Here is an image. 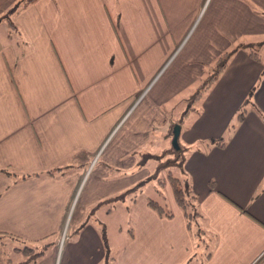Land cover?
<instances>
[{
	"label": "crops",
	"instance_id": "crops-1",
	"mask_svg": "<svg viewBox=\"0 0 264 264\" xmlns=\"http://www.w3.org/2000/svg\"><path fill=\"white\" fill-rule=\"evenodd\" d=\"M1 15L15 37L0 46V231L48 242L26 264H99L102 228L108 264H264V58L248 53L264 0H0ZM174 122L185 151L170 169L213 233L210 256L189 263L195 241L159 169ZM138 182L135 200L97 204ZM159 187L171 217L147 203ZM117 209L112 224L98 216Z\"/></svg>",
	"mask_w": 264,
	"mask_h": 264
},
{
	"label": "trees",
	"instance_id": "trees-1",
	"mask_svg": "<svg viewBox=\"0 0 264 264\" xmlns=\"http://www.w3.org/2000/svg\"><path fill=\"white\" fill-rule=\"evenodd\" d=\"M30 0H23V3H27ZM233 51V48L231 50H226L219 54L215 60L213 65L211 67L207 68L205 71V74L203 77L199 78V82L195 88V91L193 95L189 98V102L191 104L197 100L202 93V90H205L209 84L216 78L217 74L221 70V68L224 66V64L227 61V58L229 54ZM249 55L255 59L258 60L259 53L255 50L254 47H250L248 49ZM263 71H264V64H263ZM191 110L198 112V109L196 107H192ZM244 110L243 108L240 109V111L237 114V120L241 121L243 119ZM175 123V122H174ZM208 142L215 143L217 145H222L223 141L221 137L217 138H210ZM186 148V147H185ZM183 151H185L184 148H180L178 151H174L172 154V157L170 159V166L171 164L176 165L178 168H181L182 170V162H183ZM148 156L144 155L143 159ZM56 169H60V167H57ZM48 173H52V169L47 170ZM183 173V172H182ZM167 178L171 184V187L173 189V194L175 197V200L179 207L181 208L184 217L186 226L191 233V236L194 239V243L196 246V249L191 253L190 257L186 260L185 263H189L192 260H205L207 259L212 250L210 248L209 239L213 235L211 231H209L206 227H204V216L199 210L198 207V201H197V195L192 190L191 182L189 181V178L184 175H176L171 171V169L167 170ZM158 184L160 187L163 184V180L161 178H158ZM142 182H138L130 187H127L126 189L116 193L115 195H111L101 201H99L97 204L104 202V201H112L115 199H121L125 196L130 197V200H135V196L137 192L141 188ZM210 186H214V181L209 182ZM156 189V195L150 196L147 198L148 205L153 208L159 215L171 217L173 215L170 207L167 204V200L165 198V194L161 188ZM92 210V209H90ZM101 237L103 239V244L105 246V255L103 260L99 264H108L112 261L113 255L109 252L108 247L106 246V238L104 234V229L101 230ZM48 244V242H44L41 244V246H37L33 242H28L25 239H22L18 235L0 231V245L5 246L7 248L6 250V260L7 264H26L31 260H34L37 256L42 254L44 247ZM14 253H19L21 255V258L16 260L12 259V256Z\"/></svg>",
	"mask_w": 264,
	"mask_h": 264
},
{
	"label": "rangeland",
	"instance_id": "rangeland-1",
	"mask_svg": "<svg viewBox=\"0 0 264 264\" xmlns=\"http://www.w3.org/2000/svg\"><path fill=\"white\" fill-rule=\"evenodd\" d=\"M0 18H1V20H0V46H1V44L6 43V42L10 41L12 38H14L15 33H14L13 29L11 28L10 23L8 22V15H5V16L1 15ZM259 39L260 40L257 39L258 41H256V42L255 41L252 43L249 42V44H250V46L254 47L255 50L264 58V38L263 39L259 38ZM247 45H248V43H247ZM171 157H172V155L168 156V157L164 156L163 158L165 161H164L163 165H161V166L157 165V163L155 162L156 168H158V166H160L159 167V169H160L161 167L164 166L163 168L170 169L171 166H169V164H170L169 161H170ZM171 165H174V164H171ZM160 176H162V175L160 174ZM147 191H149V189H147ZM98 216H100V218H104L103 221L106 223H110V224H112L113 221H117V220L119 221L122 219V214L118 209L115 210V212H113L112 214H110L108 216L104 215L102 213H98ZM61 237H65L64 233H62ZM61 237H60V239H61Z\"/></svg>",
	"mask_w": 264,
	"mask_h": 264
},
{
	"label": "water",
	"instance_id": "water-1",
	"mask_svg": "<svg viewBox=\"0 0 264 264\" xmlns=\"http://www.w3.org/2000/svg\"><path fill=\"white\" fill-rule=\"evenodd\" d=\"M179 130H180L179 123H174L172 127L171 144L175 151L179 148V144H178Z\"/></svg>",
	"mask_w": 264,
	"mask_h": 264
},
{
	"label": "built area",
	"instance_id": "built-area-1",
	"mask_svg": "<svg viewBox=\"0 0 264 264\" xmlns=\"http://www.w3.org/2000/svg\"><path fill=\"white\" fill-rule=\"evenodd\" d=\"M63 239H64V237H61V239H60V242H62V241H63Z\"/></svg>",
	"mask_w": 264,
	"mask_h": 264
}]
</instances>
